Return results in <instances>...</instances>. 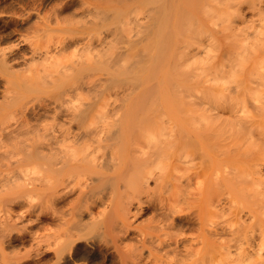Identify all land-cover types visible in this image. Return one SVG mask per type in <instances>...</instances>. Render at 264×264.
<instances>
[{
	"label": "rangeland",
	"instance_id": "rangeland-1",
	"mask_svg": "<svg viewBox=\"0 0 264 264\" xmlns=\"http://www.w3.org/2000/svg\"><path fill=\"white\" fill-rule=\"evenodd\" d=\"M235 1L233 13L227 15L217 0H200V22L186 28L185 39L168 44L140 39L144 28L130 44L126 35L137 27L124 24L118 28L119 36L106 45L104 59L83 69H68L56 79L53 69L63 65L48 66L49 59L32 56L31 50L47 43L53 53L52 43L67 32L58 29L68 20L83 19L82 0H0V142L9 152L37 153L36 140L31 146L16 135L35 137L41 124L62 122L40 105L60 98L68 88L78 91L73 103L75 122L81 126L150 121L188 132L183 138L161 142L158 157L149 158L154 163L147 166L139 159L148 156L138 150L132 154L145 166L123 163L125 143L115 142L103 150L109 159H103V174L92 175L89 186L81 185L84 189L77 183L73 187V182L65 189L59 187L62 191L46 209L41 206L43 191L21 187L22 173L15 165L4 168L9 160L4 155L0 158V264H211L219 258L215 246L239 236L262 247L264 256V146L257 137L258 131L264 132V122L256 116L257 107L264 106V72L253 68L263 55L261 47L238 55V38L226 34L229 21L243 25L240 17L248 15L246 1ZM55 21L60 22L58 29ZM72 46L55 50V57L63 59L72 52L77 56ZM237 119L250 121L254 133L237 132ZM5 126L23 131L12 130L15 137L10 128V132L2 130ZM152 142L138 141L149 146L148 151ZM22 170L26 176L39 175L36 163ZM143 179V189L148 190L140 191L141 197L137 194L143 203L126 202ZM118 201L130 210L124 224L114 223L104 213ZM77 208L83 211V237L72 243L66 238L63 243V237L57 250L44 246L41 233L52 227L61 231V221L77 216ZM108 222L111 229L104 231ZM203 233L209 234V243L203 241Z\"/></svg>",
	"mask_w": 264,
	"mask_h": 264
},
{
	"label": "bare ground",
	"instance_id": "bare-ground-1",
	"mask_svg": "<svg viewBox=\"0 0 264 264\" xmlns=\"http://www.w3.org/2000/svg\"><path fill=\"white\" fill-rule=\"evenodd\" d=\"M245 1L247 6L246 8V12L248 14L247 17L244 19L240 14L237 15L238 18L239 16H241L240 18H242L243 25L239 23L240 26L239 27L237 23L238 26L237 27L234 23L229 21L224 28L227 30L226 33L227 35H232V33H235L234 34L235 37L238 38L237 46L239 47V51L238 50L236 51L238 55L245 54L251 48H258V47L262 48L263 61L261 63H257V64L255 63L253 65L254 69L262 73L264 72V0H245ZM199 2L200 0H82L81 11L83 14L82 15L83 19L82 17H81L82 20L79 18L80 21L74 19L75 21H77L75 23L71 22L73 20L71 21L68 20L67 23L70 21L72 24L69 23L67 25V23L66 24L64 23L65 26L63 27L60 26L61 27L60 29H58L59 27H57L59 25L58 23L60 22L55 21L57 22L56 23L57 25L55 26L59 31L63 33V30H66L68 33L64 31V33L67 34L64 35L63 33L62 35L65 37H62L61 32L59 33V31L57 30L58 31L57 33L60 34L61 36H59L60 38L59 39L57 38L52 43V47L56 51L57 50L63 51L66 45L69 47L73 45L72 47H74V50H76L74 52L78 53L77 56L76 54L72 55L74 54L72 52L71 54L72 56L70 55L69 57H67L62 52V55L64 54L65 57H63V59L60 58L57 59L56 57L58 55L55 54L56 53L58 54V52L54 50L53 53L51 52L49 53L48 49L50 48L47 45V43L46 45L44 44V46H46V47L43 46L44 48L39 47L40 48L39 49L34 47V49L31 50L32 51L31 55L38 56V58L39 57L43 58L44 61H47L45 59H49L50 61L48 62V66L49 65L55 66L56 63L60 62L63 66L60 68L54 67L53 69V72L56 75V79H59L68 69H72V70L73 68H75L76 70L80 68L83 69L84 67H88V65L93 61H98V60L101 61L102 59H104L103 56L105 55L104 49L106 45L111 40H114L119 36L118 28L124 24L125 25L132 24L135 27H137L135 28V31L132 30L126 35L127 41L130 44L135 42L137 37H139V28H144L143 30L144 34L140 39H157L160 42H166L167 44L172 42L182 41L183 39H185L186 28L192 25L193 23L195 24L200 22L198 15L200 11V9L198 10ZM217 2L221 4L222 9L226 10L227 15L233 13V7H235L236 6L235 4L237 3V1L235 0H217ZM190 13L192 14L193 18L191 17ZM189 14L190 16H187ZM208 18L210 19L211 17ZM240 18L238 20H240ZM61 24H63V22ZM69 33H71L70 36L68 35ZM238 34L240 35V37ZM83 51L86 52L87 54L86 57H82ZM86 84L89 83L86 82ZM77 94L78 91H76L75 89L68 88L66 89L64 95H62L60 98L49 100L43 105H40L41 108L44 107L51 109L55 114V116L61 117L64 122L53 121L50 123L41 124V132H39L38 130V134L36 133L35 137L33 133L32 134L30 133L31 135L28 136H24L20 134L16 135L17 134L16 132L20 133V131L21 132L23 131L22 130L23 128L20 125L19 126L22 129H19L20 127L18 126L19 127L18 129L20 131H16V132L14 130H16L17 128L12 129L11 128L12 126L11 127L5 126L2 128L3 131H5L6 129L8 131V129L10 128L11 134H13V136L16 135L17 138L23 136L24 139H21L20 142L23 140L22 142L26 144L29 143L28 145L32 146L33 142L36 140L35 142H37V148H38L37 153H33V152L25 153V152H21L20 150L16 151L13 149L14 150V154H13L12 152H9L6 147L2 146L0 142V158L1 159L4 158L5 157L4 155H6L5 159L9 158L7 164L4 165V168L5 166L6 168L9 166L8 169H10L11 165H15L18 168V171L22 173L23 178L21 177L22 180L19 179L21 181L20 182L21 187L22 185L26 187L28 185H31L32 188L39 187L43 191V195L42 193L40 195L42 197L43 201L41 202L43 204L41 202L40 203L41 206L44 207L45 209L47 206L49 207L51 206L50 202L58 196L57 192L62 191V188L61 190L58 191L59 187H64L65 189L68 186V184L71 186L72 182H73L72 184L73 187L76 185L74 183H77V185L79 184L77 187L79 186L82 187L81 185L89 186L90 185L89 182H91L90 180L92 179L91 178L92 175L98 173L103 174L105 169L103 170L102 168L105 166L103 164H105L106 162L103 160L106 157L104 156L103 150L111 147V145L113 146L115 142L121 141L125 143V151L123 153V156L121 157L123 163L131 164V165L134 164V166L136 164H141L140 162L137 163L136 161L137 155L135 154L137 153L138 150V152L146 153V155L148 156L147 157L145 155V157H147L148 159L145 158V160H143L144 157L139 159L142 163L146 164L147 166V163H149L148 165H150V162L152 164L154 163V160L152 159L153 160L152 161L149 158H155L156 156L158 157V154L161 151L160 150L162 146L161 142H164V140H167L168 138L174 139V137L177 138L182 137L183 135L185 136V134L188 133L183 127L177 128L178 129L177 131L176 129H174L176 127L174 124H168V126H166L167 124L165 123H154L150 121H133L127 123H120L119 125L117 124V126L116 124L113 125V123L111 124L109 122L96 123L89 126H81L80 124L75 122L76 114H75L73 99L76 97ZM172 101L174 102L175 99H172ZM237 110L238 109L236 108L235 111ZM256 116L258 119L264 122V106L257 107ZM236 123H238L239 126L237 127L238 129L237 132H242V133L247 132L249 136H251L254 133V129L252 128V123L250 121L243 123L241 120L237 119ZM28 127L34 130L33 127L29 125ZM32 129L30 130L33 131ZM12 130L16 134L12 133ZM175 131L176 133L179 132V134L177 133L176 135ZM173 132L175 133L176 136L174 135ZM2 134L3 132H0V141L3 138V136H1ZM27 134H28V130H27ZM257 134H258L257 136L258 139H260V144L264 146V132L260 130L257 132ZM140 139H144V141L147 139L150 141L153 140V142L151 143L153 144V147L150 148L151 151L147 150L149 146L144 147V145L138 143ZM12 140L14 141V139ZM11 145L14 146L15 144L13 143ZM132 152H135V154L133 155ZM130 154L133 156V158L135 157V160H133ZM106 158L105 160L108 161L109 159ZM112 159L113 158L110 159V162H112L111 161ZM3 161L2 163L5 164V162ZM115 162L113 165L117 164ZM32 163H36L39 166V175L36 177L26 176L27 172L26 171L23 172L22 170V167L24 165H29ZM106 166H108V164ZM15 170L17 171V169ZM23 173L25 174V176ZM147 175H144L145 178L150 176ZM141 177H143V175L140 176L139 178L142 179ZM143 181L144 179L139 184L137 182V185L139 186L135 185L134 186L135 188L133 187V191H131L132 196L127 192L130 195L129 197L130 199L127 197L128 199L125 200L126 202L127 200L132 202L133 199H136V202L138 203L141 202L142 199L140 200L139 196L142 193L140 191L145 189V187H143L144 184ZM82 190L80 189L79 193ZM146 190H148V188ZM115 191H116V187H115ZM7 199L5 200L7 201ZM120 199L123 200L125 198H123L122 196V198ZM130 202L127 204L128 205L132 204ZM123 203L126 205L125 202ZM124 204H121V202L118 201L116 202L115 205L110 206L108 211L104 210V213H106V215L108 216H111L112 221H114V223L117 221L123 223L125 222V220L128 219L127 214L129 210L127 209L128 206L127 205L125 206ZM170 205H172V203H170ZM78 206H82V205L78 204ZM81 208L80 209L77 208L78 211L77 216L74 215L70 219L69 217H67L68 219L64 218L63 221L60 220L61 222H63L62 226L64 225L61 231L58 230L59 227H55L58 229L52 227V229L50 228L51 231L49 232L44 233L43 231V233H41L42 235L39 236V238L41 237L39 241L41 242L42 240V242L45 243V245L43 243L44 246H48V247L51 246V248L53 246L54 248L52 249L56 248L57 250V247L61 244L60 241L62 240L63 237H64L63 243L64 241H67L66 239H68V242L71 241L70 243H72L73 241L74 242L78 241L80 237L82 238L84 233L81 230H83L82 228L85 226L84 224L85 221L81 220L80 218L83 213V211H81L82 210ZM75 209L76 208H74V210ZM111 225L112 222H108L105 225L104 231H110ZM153 228H151V230ZM151 230H147V233L152 234ZM160 235L164 236V234L162 233ZM201 236L203 237L204 242L205 241H207V243L210 242L208 240L209 234L207 236L206 234L203 233V235ZM202 237L200 238L201 240ZM215 244L217 243H214L213 245L215 246ZM216 246L215 248H217V250H220L221 252L219 251V258L218 256H217L218 259L215 258V260L217 259L216 261H214L212 258L213 262L211 260L212 262L211 264H213L214 262H216L215 264H260L262 263V260L264 262V259H261L264 258V256H262V247L257 246L251 242H248L247 240L244 239V237L239 236L238 238H233L232 242L228 241L225 242V244H222L221 246L219 245V247L218 245ZM253 258H255V260ZM256 258L259 259L256 260Z\"/></svg>",
	"mask_w": 264,
	"mask_h": 264
}]
</instances>
